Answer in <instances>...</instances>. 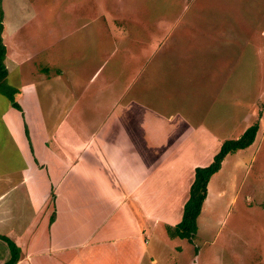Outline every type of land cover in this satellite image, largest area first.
<instances>
[{"label": "rangeland", "instance_id": "obj_1", "mask_svg": "<svg viewBox=\"0 0 264 264\" xmlns=\"http://www.w3.org/2000/svg\"><path fill=\"white\" fill-rule=\"evenodd\" d=\"M0 21L11 81L50 80L52 99L78 100L59 125H73L83 142L108 130L137 153L162 147L163 220L146 234L141 264H264V0H0ZM115 116L133 142L112 126ZM255 123L254 144L211 178L195 238L173 237L168 223L183 219L196 168ZM3 136L0 158L10 160L0 169L18 161Z\"/></svg>", "mask_w": 264, "mask_h": 264}, {"label": "crops", "instance_id": "obj_2", "mask_svg": "<svg viewBox=\"0 0 264 264\" xmlns=\"http://www.w3.org/2000/svg\"><path fill=\"white\" fill-rule=\"evenodd\" d=\"M18 79L10 77L8 83L17 90L18 108L0 93L1 144L18 159L0 169V235L20 249L17 264L146 262V234L156 230L164 213L156 188L162 178L157 175L163 168L162 147L155 144V153L150 154L144 143V150L137 153L114 132L112 138L105 137L108 130L90 131L83 142L85 136L81 139L73 125L57 121L72 115L78 100L69 105L66 98L52 99L50 80L33 87ZM61 93L56 92L62 97ZM112 124L125 133L128 143L133 142L124 118L115 116ZM88 125L92 126L89 121ZM138 132L136 141L143 143L141 135L147 130ZM186 141L177 140V146ZM1 160L10 159L3 155ZM176 221L168 226L180 223ZM0 244L8 251L1 261L5 264L11 255L8 245ZM148 263L158 264L155 257Z\"/></svg>", "mask_w": 264, "mask_h": 264}, {"label": "trees", "instance_id": "obj_3", "mask_svg": "<svg viewBox=\"0 0 264 264\" xmlns=\"http://www.w3.org/2000/svg\"><path fill=\"white\" fill-rule=\"evenodd\" d=\"M2 32L3 26L0 21V93L6 96L14 107L18 108L19 106L14 100L17 90H14L8 84L9 73L5 64L6 48L2 42ZM258 131V123L248 127L238 139L225 141L210 165L196 168L190 195L184 206L183 219L177 224L176 228L168 227L169 232L171 230L174 231L173 237L176 236L182 240L188 239L190 241L195 238L198 232L197 220L200 216L203 203L207 198L208 185L211 178L221 170L222 164L229 154H234L252 146L256 140ZM0 241H4L8 245L11 255L10 260L5 264H17L21 259L20 249L5 236L0 235Z\"/></svg>", "mask_w": 264, "mask_h": 264}]
</instances>
